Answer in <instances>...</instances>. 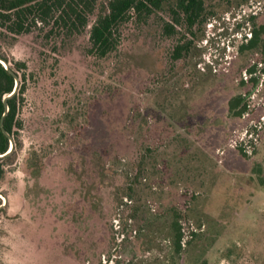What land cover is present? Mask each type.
<instances>
[{
	"label": "rangeland",
	"instance_id": "rangeland-1",
	"mask_svg": "<svg viewBox=\"0 0 264 264\" xmlns=\"http://www.w3.org/2000/svg\"><path fill=\"white\" fill-rule=\"evenodd\" d=\"M204 3L194 36H166L165 10L122 24L102 63L88 29L17 38L8 56L27 83L0 181V264H264V73L246 82L261 57L234 47L248 16L264 25V0ZM178 39L191 43L174 60ZM239 95L247 112L233 117Z\"/></svg>",
	"mask_w": 264,
	"mask_h": 264
},
{
	"label": "trees",
	"instance_id": "trees-1",
	"mask_svg": "<svg viewBox=\"0 0 264 264\" xmlns=\"http://www.w3.org/2000/svg\"><path fill=\"white\" fill-rule=\"evenodd\" d=\"M162 10L166 11L170 19L163 26L168 37L178 35L177 28L183 29L184 35L194 36L193 30L204 26L210 18L204 0H0V59L8 64V69L18 78L17 92L7 100L8 112L5 114L3 98L12 93L15 78L0 63V120L3 119V127L13 141L11 153L0 158V181L5 174L4 166L15 156L19 147L21 121L17 119V112L27 83L25 64L11 60L8 56V50L17 38L35 30L45 31L49 27L46 32L57 30L59 36L71 39L88 29L86 54L102 63L118 50L122 24L131 20H148ZM249 23L252 25L249 34L241 35L234 47L238 54L261 57L262 62H254L244 70V77L249 76L246 82H253L252 75L256 71L264 73V67L258 69V65L261 67V63L264 64V25L255 24L254 15L244 19L243 25ZM190 43L178 39L173 48V59L182 58L189 51ZM244 100L242 95L232 98L228 103V113L233 117L244 116L247 112ZM9 149L10 140L0 129V156ZM173 218L175 251L180 253L184 236L179 216L175 213Z\"/></svg>",
	"mask_w": 264,
	"mask_h": 264
},
{
	"label": "water",
	"instance_id": "water-1",
	"mask_svg": "<svg viewBox=\"0 0 264 264\" xmlns=\"http://www.w3.org/2000/svg\"><path fill=\"white\" fill-rule=\"evenodd\" d=\"M0 63L15 78V87H14L12 93L3 98V104H4V107H5V114H6L8 112L7 100L10 99L17 92V89H18V78H17V76L11 70L8 69V64L5 61H3L2 59H0ZM0 129H1L2 133L10 140V149H9V151L5 155L0 156V158H2L4 156L10 154L11 151L13 150V141H12V137L5 131V129L3 127V119L0 120Z\"/></svg>",
	"mask_w": 264,
	"mask_h": 264
}]
</instances>
